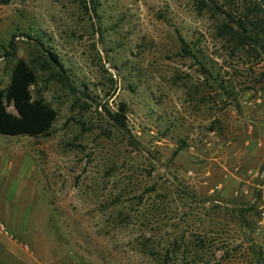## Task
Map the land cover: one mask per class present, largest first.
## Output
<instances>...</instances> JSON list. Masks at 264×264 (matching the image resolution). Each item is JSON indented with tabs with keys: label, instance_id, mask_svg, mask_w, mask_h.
Returning <instances> with one entry per match:
<instances>
[{
	"label": "rangeland",
	"instance_id": "obj_1",
	"mask_svg": "<svg viewBox=\"0 0 264 264\" xmlns=\"http://www.w3.org/2000/svg\"><path fill=\"white\" fill-rule=\"evenodd\" d=\"M198 1L0 5V88L23 60L56 114L0 135V263L264 264V52L227 34L261 10Z\"/></svg>",
	"mask_w": 264,
	"mask_h": 264
},
{
	"label": "trees",
	"instance_id": "obj_2",
	"mask_svg": "<svg viewBox=\"0 0 264 264\" xmlns=\"http://www.w3.org/2000/svg\"><path fill=\"white\" fill-rule=\"evenodd\" d=\"M11 0H0V5H6ZM90 2L92 0H89ZM204 1L199 0L198 6L207 7ZM261 10V19L254 22L248 21L251 29L247 30L243 24L238 22L234 32L228 26V35L237 37L241 42H250L257 46L259 42L260 49L264 52V0H255ZM205 3V5H203ZM216 11L217 8L210 9ZM226 17H229L228 15ZM233 23V22H231ZM180 51L184 55H188L186 45L180 40ZM9 52L13 51V44L9 42L7 45ZM50 59V58H49ZM35 83V74L23 60H17L11 68L8 83L4 88H0V135L5 137H28L36 139L48 135L56 114L54 110L42 99V97L31 94V87ZM10 107L13 113L8 112ZM124 106H120L117 113L107 114L108 119L119 129L125 130L124 124ZM168 254V252H166ZM2 264V263H0Z\"/></svg>",
	"mask_w": 264,
	"mask_h": 264
},
{
	"label": "crops",
	"instance_id": "obj_3",
	"mask_svg": "<svg viewBox=\"0 0 264 264\" xmlns=\"http://www.w3.org/2000/svg\"><path fill=\"white\" fill-rule=\"evenodd\" d=\"M6 200H10L9 198H5ZM16 213V212H15ZM0 217H1V219H3V220H5L6 222H8L7 224L8 225H10L11 227H14L15 228V225H17L18 223H19V221H18V215H16V214H13V213H11V216H9V217H7V216H5L4 214H2L1 212H0ZM30 216H29V214H26L25 216H24V218H23V220H22V223H21V225L23 226V227H26L27 225H29L30 224V222L31 221H33L34 219H30L29 218ZM23 233H25L24 231H23V229L21 230ZM4 244V242H3V240L0 238V245L1 244ZM9 248H12V247H9Z\"/></svg>",
	"mask_w": 264,
	"mask_h": 264
}]
</instances>
